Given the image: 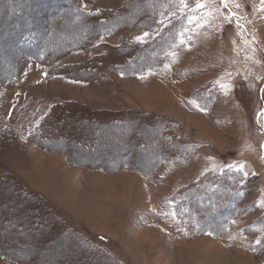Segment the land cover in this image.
<instances>
[{
	"label": "rangeland",
	"instance_id": "374dc122",
	"mask_svg": "<svg viewBox=\"0 0 264 264\" xmlns=\"http://www.w3.org/2000/svg\"><path fill=\"white\" fill-rule=\"evenodd\" d=\"M261 145L262 0H0L4 260L264 264ZM50 158L112 234L74 240L30 189Z\"/></svg>",
	"mask_w": 264,
	"mask_h": 264
},
{
	"label": "crops",
	"instance_id": "0c3cea01",
	"mask_svg": "<svg viewBox=\"0 0 264 264\" xmlns=\"http://www.w3.org/2000/svg\"><path fill=\"white\" fill-rule=\"evenodd\" d=\"M49 158V157H48ZM51 159V158H50ZM46 159L49 169L56 170V172H50L49 175L53 176L51 179L50 187H31L35 192H38L41 194V196L44 198L43 201L46 203L49 211L51 212V209L58 215V218L61 222L69 223L72 225V237L75 240H79L78 237H80L78 234H83L85 230L86 233H105V234H112L111 232L114 231V221L111 218H106L102 216H89L87 218H83L81 215V212H78L77 214V202L80 198V194L76 191L77 187H73V182L71 179L68 178L69 176L72 177V174L69 170L63 167L61 159ZM28 167V165H27ZM64 168V169H63ZM73 172V171H72ZM71 174V175H69ZM62 175L66 176L65 180H63L64 186L68 184V187H62ZM58 176V178H57ZM69 180V181H68ZM81 183V178L79 179ZM70 184L72 186L70 188ZM81 188V187H80ZM69 189V190H68ZM116 222V221H115ZM78 230V231H75ZM80 230V231H79ZM82 230V231H81ZM76 232V233H75ZM81 240V239H80ZM0 264H35L34 258H28L24 261L16 258H10L11 262H8V260H4L3 257L6 259L7 256L0 253ZM9 259V260H10ZM2 261H6V263H1ZM8 262V263H7Z\"/></svg>",
	"mask_w": 264,
	"mask_h": 264
},
{
	"label": "trees",
	"instance_id": "16d2710c",
	"mask_svg": "<svg viewBox=\"0 0 264 264\" xmlns=\"http://www.w3.org/2000/svg\"><path fill=\"white\" fill-rule=\"evenodd\" d=\"M75 9V8H74ZM73 9V10H74ZM79 13H80V16H84V17H86V18H90V19H96L97 20V24L99 23V24H102V23H105V20H104V18H99V17H101L102 15H114V12L113 13H105V12H103V11H95V12H87V11H82V10H80L79 11ZM74 14H77V10L75 9V11H74ZM82 26H83V23H82ZM92 26V25H91ZM97 26V25H96ZM84 27V26H83ZM87 27V26H86ZM89 27V26H88ZM91 29H93V28H91ZM29 36H27V38H28ZM33 40L32 39H29V40H27L26 39V42L27 43H24L23 45H26V47H30L29 49H31L32 48V45H33V43L34 42H32ZM38 53V52H37ZM36 53V54H37ZM37 56H39V57H36L38 60L40 59V60H43V56L42 55H40V53H39V55H37ZM123 64H125V63H122V65ZM122 65H120V66H122ZM124 66V65H123ZM90 68L91 67H88L87 66V69L88 70H90ZM14 76V75H13ZM37 136H40L39 137V139L40 140H42V138L44 139L45 138V135L44 136H42V133L41 132H39V134H37ZM224 177V175L222 174L220 177H218L217 179H221V178H223ZM38 196H36V198H37ZM39 198V197H38ZM39 200H41L40 198H39ZM41 203H43V201L41 200L40 201Z\"/></svg>",
	"mask_w": 264,
	"mask_h": 264
},
{
	"label": "snow or ice",
	"instance_id": "6c2138e0",
	"mask_svg": "<svg viewBox=\"0 0 264 264\" xmlns=\"http://www.w3.org/2000/svg\"><path fill=\"white\" fill-rule=\"evenodd\" d=\"M224 2H226V0H222V3H224ZM262 3H264V0H262ZM185 6H187V5H185ZM202 7H204L203 4H199V3L197 4V8H202ZM228 18L231 19V14H230V16ZM237 26H239V25H237ZM147 35H148V33H144L143 36L136 37V39L138 41H141L142 42L144 36H147ZM181 43H183V41H181ZM261 147L264 148V145H261ZM259 243H261V241L260 240H257V244H259Z\"/></svg>",
	"mask_w": 264,
	"mask_h": 264
},
{
	"label": "bare ground",
	"instance_id": "6f19581e",
	"mask_svg": "<svg viewBox=\"0 0 264 264\" xmlns=\"http://www.w3.org/2000/svg\"><path fill=\"white\" fill-rule=\"evenodd\" d=\"M54 24V23H53ZM52 26V25H51ZM57 27V26H56ZM60 28V27H59ZM61 29V28H60ZM42 42V41H41ZM58 42V41H57ZM62 42V41H61ZM60 44V43H59ZM65 45V44H64ZM54 46H52V48H53ZM58 48H59V46H58ZM57 50V49H56ZM56 50H54V51H56ZM50 54V53H49ZM63 143V142H62ZM68 149V148H67ZM74 149V148H73ZM130 150V149H129ZM89 151V150H88ZM127 151V150H126ZM78 152V151H77ZM86 153V152H85ZM78 154V153H77ZM85 155V154H84ZM109 156V155H108ZM154 156V155H153ZM85 157V156H84ZM101 158V157H100ZM103 158V157H102ZM82 159H83V157H82ZM95 159H97V158H95ZM151 159V158H150ZM152 160V159H151ZM145 163V162H144ZM146 165V164H145ZM147 167V166H146ZM145 167V168H146ZM151 167V166H150Z\"/></svg>",
	"mask_w": 264,
	"mask_h": 264
}]
</instances>
